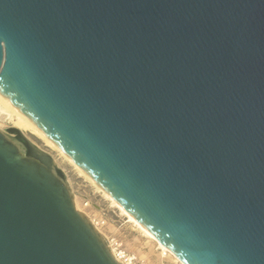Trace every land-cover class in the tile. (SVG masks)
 Returning a JSON list of instances; mask_svg holds the SVG:
<instances>
[{
  "label": "water",
  "instance_id": "obj_1",
  "mask_svg": "<svg viewBox=\"0 0 264 264\" xmlns=\"http://www.w3.org/2000/svg\"><path fill=\"white\" fill-rule=\"evenodd\" d=\"M0 92L182 264H264V0H0ZM0 264H119L16 128Z\"/></svg>",
  "mask_w": 264,
  "mask_h": 264
},
{
  "label": "rangeland",
  "instance_id": "obj_2",
  "mask_svg": "<svg viewBox=\"0 0 264 264\" xmlns=\"http://www.w3.org/2000/svg\"><path fill=\"white\" fill-rule=\"evenodd\" d=\"M3 127L5 131L13 128V125L3 115ZM12 125V126H11ZM22 132V131H21ZM31 142L52 156L58 168L66 175L76 208L83 213L108 244H111L117 253H123L132 260V264H182L171 254L163 255L157 241L145 236L127 216L113 206L91 181L79 174V172L54 150L49 149L37 137L27 131L22 132Z\"/></svg>",
  "mask_w": 264,
  "mask_h": 264
},
{
  "label": "bare ground",
  "instance_id": "obj_3",
  "mask_svg": "<svg viewBox=\"0 0 264 264\" xmlns=\"http://www.w3.org/2000/svg\"><path fill=\"white\" fill-rule=\"evenodd\" d=\"M6 116L7 119H9L13 125V128H16L20 131H27L33 136L37 137L39 140H41L46 147H48L51 150L57 151L65 161L70 163L82 176L87 178L91 183L94 184L96 189L103 194V196L108 199L111 204L115 207H117L121 213L125 216H127L128 220L133 223L145 236L148 238L157 241L141 224H139L131 215H129L107 192H105L94 180H92L80 167H78L65 153H63L54 143L53 141L48 138L44 132L39 129L29 118H27L19 109H17L7 98L3 96V94L0 92V128L3 127L2 120L3 117ZM11 125V126H12ZM76 204V203H75ZM77 210H79V207L77 206ZM80 211V210H79ZM93 224V223H92ZM94 227L97 229L96 225ZM158 243V246L163 252V255L171 254L173 255L166 247H164L161 243ZM113 256L117 259V262L120 263L118 259V253L116 249L111 250ZM119 254H123L122 252ZM174 256V255H173ZM177 260V258H175ZM121 264V263H120Z\"/></svg>",
  "mask_w": 264,
  "mask_h": 264
},
{
  "label": "built area",
  "instance_id": "obj_4",
  "mask_svg": "<svg viewBox=\"0 0 264 264\" xmlns=\"http://www.w3.org/2000/svg\"><path fill=\"white\" fill-rule=\"evenodd\" d=\"M109 245V248L110 250H112V246L111 244H108ZM120 253V252H119ZM118 253V259L120 261L121 264H132V260L128 257L125 256V254H119ZM115 258V257H114ZM116 259V258H115ZM117 260V259H116ZM119 263V262H118ZM119 263V264H120Z\"/></svg>",
  "mask_w": 264,
  "mask_h": 264
}]
</instances>
